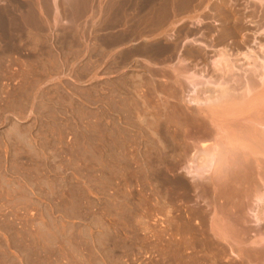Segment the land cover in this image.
<instances>
[{"label":"rangeland","instance_id":"374dc122","mask_svg":"<svg viewBox=\"0 0 264 264\" xmlns=\"http://www.w3.org/2000/svg\"><path fill=\"white\" fill-rule=\"evenodd\" d=\"M247 1L57 0L56 17L52 0H0V264H242L193 246L190 236L175 252L183 223L201 230L198 208L218 217L207 229L234 226L249 242L264 236V222L252 218V196L240 213L187 204L173 186L181 177L199 181L187 173L212 140L189 136L187 159L162 168L167 145L156 124L196 106L185 88L180 99L164 94L166 86L178 90L167 67L180 63L214 89L225 82L214 66L223 56L235 69L223 76L257 86L243 87L247 96L235 88L244 99L225 115L213 110L222 120L205 111L200 118L229 133L262 117L264 85L243 72L264 59V16Z\"/></svg>","mask_w":264,"mask_h":264},{"label":"bare ground","instance_id":"6f19581e","mask_svg":"<svg viewBox=\"0 0 264 264\" xmlns=\"http://www.w3.org/2000/svg\"><path fill=\"white\" fill-rule=\"evenodd\" d=\"M52 1H53V3L52 2L51 3L54 7L53 15H56L58 13L57 10L59 9V8L57 9V7H58L56 4L57 0H52ZM248 1L257 2L258 4L257 3H255V4H257L259 7L257 5H255V6L258 7V10L260 8V11H263V13H264V0H248ZM185 3L186 2H184V4ZM186 6H187V3H186ZM53 7L51 8V10H53ZM188 7H189V5L187 6V8ZM256 9L257 8H255V10ZM260 11H259V13H260ZM263 13H262V15L264 16ZM58 15H56V17ZM160 15H161V13H160ZM58 19H59V17H58ZM155 21L157 23L158 20H155ZM159 22H160V20H159ZM164 22H166V19ZM164 22L162 21V23H164ZM157 26H155V27H157ZM160 26H162V25H160ZM261 32L264 35V28L262 29ZM262 33H260V34H262ZM158 44H160V43H158ZM167 45L169 46L168 43H167ZM157 47H159V46H157ZM160 47H161V45H160ZM172 47H174V45ZM199 47H200V45H199ZM259 48H261V47H259ZM159 49H161V48H159ZM168 49H170V48H168ZM173 49L174 48H172V50ZM152 50H154V49H152ZM155 50L160 52V50H157L156 48H155ZM172 50L170 51L171 53H172ZM161 52L163 53L162 50H161ZM170 52L167 53L168 56H169ZM155 54L156 53H154V55ZM261 54H263V52ZM158 55H159V53H158ZM165 55L166 54H164V56ZM176 55L178 56V54H176ZM150 56H152V55H150ZM243 56H244L245 60H248V63L250 60H252L248 56H246L245 54ZM155 57H156V55H155ZM219 57H221V55ZM254 57L255 56L253 54V59H254ZM173 58H175L174 55H173ZM258 58H257V60H258ZM163 59L161 61H164V64H165V59L164 60ZM176 59H178V58H176ZM217 60H216L217 62H215V64L213 61L212 62L214 64V66L217 68L219 75H220V71H221V73L223 72V74H225V73L232 71L234 69V68L233 69L228 68L227 60L224 58V56L221 58H218ZM243 61H244V59H243ZM176 62H180V61L178 60ZM179 65H180V63H179ZM179 65L178 66L173 65V66L167 67V68H171V74L174 75V76L172 75L173 76L172 78L173 79L175 78L172 81V84L171 83L170 84L171 85L174 84L175 86H178V90L174 86L173 87L172 86H170V87L166 86L167 87L166 88L164 85L165 88L164 87L163 88L166 91V92L164 91V94L168 93L167 96L170 95L172 98L180 99L178 96L179 95L178 91L181 88L184 92V88H185V91L187 90L191 94H194L193 98H189L187 100V102L189 103V105L195 104L196 106L193 105L195 108L190 109L189 111H187L188 113H186V114L182 113L181 110L179 109L181 112V115L179 117H175V115L171 116L169 114L168 119L167 118L165 120L163 119L164 121L161 120L160 123L156 124L157 130H158L157 132H160V136L162 134V137H163L162 139L164 140V144L167 145L165 147V148H167V152L162 153L158 157V164L162 168H164L163 166L166 164L167 165L169 164V165L176 167L177 165L182 163V161L185 158L187 159V156H188L187 154H188L189 150L190 149L192 150V145L189 142L192 136L196 137L198 135L199 138L202 139V141L206 142L205 145L207 144L208 141L212 140V144H211V142H210L211 145L208 144L210 146L206 145L207 147L203 148L201 150V152L196 151L194 153V155L196 154V156L193 157V158H195L194 159L195 165H193V163H192V165H193V168L191 169L192 171L187 173L188 175L191 176V181L192 180L196 181V178H197V180L199 179V181L195 182L194 185H192L184 177H181L177 180L176 185L173 183L175 185V186H173L174 190L175 189H177L176 191L180 190V193L182 191V196L184 197V200L187 199V201H185V202H187V204H189L188 200H190V201L197 203L200 206L204 207V205L206 206V204L208 202H210V204H212V205L218 204L219 205L218 208L221 210L223 209L221 207L226 205V207L228 206L227 209H229L231 212L233 210L234 211L236 210L237 213H238V211H239V213L242 212L245 209V207L248 206V205L246 206V201L248 199H250L249 197L252 196L253 198L256 199V200L253 199L255 201V204H254V209L252 211H255V214L252 215L253 216L252 218L254 219L255 223L256 222L257 223L264 222V167L262 166V165H264V162L261 163L262 162L261 161L260 162L261 164L257 163L259 161V159L260 160L263 159V161H264V128H263L264 127V118H263L264 114H262V117H259L258 116L259 113H258V114H256L257 116L254 115V117H256L254 119H251L253 117L252 115L249 116L251 120L248 121V119H249L248 118L247 122L244 121V123L241 126H240L241 123L238 124L239 126L237 125L238 127L236 128V130L234 131V129H233V131H232L230 129L231 132H229V133L227 130L226 131L221 130V129H223L222 127L225 124L220 127L221 131L219 130V131H217V133L213 132L212 131L213 129L212 128L210 129L209 126L207 125V123L205 122L206 120L203 121L205 118H203V120H202V118H200V117H202V116H200V114L203 111L208 113V115L210 116V119L216 113V112H213V110H215V111L220 110V112H223L222 115L227 114V112H229L231 109H233L234 106L240 105L237 103H240L239 99L243 98L242 95H243L244 91H245V94L249 93V90L246 92V89H245L247 87L246 85H248V83H250L248 85V88L251 87V89H252L253 88L252 86H255L256 84H254L253 82H248L249 80L248 81L246 80L247 81L246 85L241 86L242 88L245 87V88H243L244 89L243 92L241 94H236V93H234L235 92L234 89L238 88V86L241 85L240 81H238L239 79L237 80L239 82L238 83V82H236V79H237L236 77L234 79V76H233V77H231L232 79L230 80L231 75L226 78L225 77L226 74L224 76L222 74L220 76V79L222 77H223V79L225 78L224 80H222V81H225L224 85H222L223 83H221V85L217 84L218 85L217 88L215 85H212L214 89L215 88L217 89V90H214V89H211V87H209L207 81L203 82L200 80L201 78H198V76L194 77L191 74L192 72L189 73V76H188L185 69H183V67L179 66ZM164 66L166 67L167 65H164ZM157 67L159 69L164 68V67H159V66H157ZM247 70H248V72L247 73L243 72V74H247V77H248V74H249V76H250V74L252 76L256 75V77L258 78L259 86H260V84L264 85V59H262V60L259 59V61L256 62V58H255L252 62V65L251 66L248 65ZM225 71H227V72H225ZM164 74L165 73L162 72V74H160V75L164 76ZM165 76H167V79H168L169 75H167V73ZM179 77L183 78L182 79L183 81L181 80V78L179 79ZM160 79H163V78L160 77ZM184 79H185V81H184ZM227 79H228V81H230V82L232 81V82L231 83L226 82ZM233 79H234V81H233ZM202 80H204V79H202ZM182 82L185 84H182ZM167 83H168V81H167ZM228 83L230 85L233 83V85L230 86V85H228ZM159 86L162 87L163 85H159ZM255 88H254V90H255ZM239 89H237V90H239ZM180 92H181V90H180ZM199 93H201L203 95L204 100H202V101H200L201 99L199 100V98H198ZM207 93H209V94H207ZM246 96H247V94H246ZM241 101H242V99H241ZM263 103H260L259 105L262 104V106H263ZM164 105L162 104V106H164ZM256 107H255V109H256ZM164 108L166 109L165 106H164ZM216 108H218V109H216ZM263 109H264V107L262 108V111H263ZM172 111H173V109H172ZM247 111L249 112V110H247ZM257 112H260V111H257ZM170 113H172V112H170ZM245 113H247L246 110H245ZM261 113L262 112H260V114ZM177 114L179 115V113H177ZM159 115L160 114H158V116ZM208 115H206V116H208ZM239 115H240V113H239ZM213 117H214L213 118L214 120H216V119L218 120L220 118V115L213 116ZM241 117L243 118L245 116L241 115ZM228 118H230V117H228ZM220 120H222V119L220 118ZM220 120H218V121H220ZM158 121H160V120H158ZM214 123H216V122H214ZM237 123L238 122H236V124ZM231 124L234 125L233 123H231ZM231 127H233V126H231ZM218 134H220V135H218ZM189 136H191V137L189 138ZM163 140H161V141H163ZM154 159H155V157H154ZM251 161L256 164V166H254L256 168L252 167V165L250 163ZM205 173H208L209 177L206 176L207 178H203V175H205ZM200 179H202V180H200ZM173 187H172V190H173ZM259 187L262 189V191H259ZM172 190H171V192H172ZM173 193H175V191H173ZM178 193H179V191H178ZM206 208H207V206H206ZM229 210H227V211L229 212ZM194 213H196L197 217H199V219L201 220L202 228H201V230H198V229L192 227V225L191 226L187 225V221L185 222L186 224L183 223V227H184V229H182L183 238L180 240V242H177L175 244V246H176L175 252L180 253L182 251L184 244L185 245L188 244V243H185L186 241H189L186 239L188 238V236H190V238H188V239H190L192 241V245L195 247H198L201 250H205V252L206 251L207 252L215 251L216 254L219 253V255H221V257L222 256H224V257L225 256H233L238 260L235 263L241 262L242 264H263L264 250H261L262 248L261 249L255 248V250L249 248L250 246H257V247L262 246L263 247L264 246V236L263 235H262L263 237L261 236L260 238L257 237L258 235H252V237H254L255 239H253L251 242H249L245 239V237H242L243 231L240 233V230L239 229L237 230L236 227H235L236 231H233V230H235L234 228H232L234 226H230L231 228L229 226H227L231 230L227 227H224V226H221V227L218 226L217 231L214 230V228H213V230L216 232V233H214V231L209 229L213 226H211L207 229L206 225H207V223H209L208 221H211V225H212V223H214L216 219L218 220V217L216 216V214H215L216 217L215 216L209 217L208 216L209 214L206 211V209L200 211L199 208L196 211L194 210ZM233 213H235V212H233ZM218 214H219V212H218ZM221 214H223V213H221ZM227 220H229V219H227ZM227 223H229V222H227ZM218 224H219V222H218ZM215 225H216V223H215ZM230 225H231V223H230ZM237 225H238V223H237ZM263 225H264V223H263ZM247 242H249V243H247ZM258 242L260 243L259 245H257ZM239 246H242L241 248H243V249H240ZM247 246H249V247H247ZM196 259L197 258L192 259V260L194 261ZM200 259H202V258L199 257V261H202ZM197 262L198 261H196L195 263H197ZM238 264H240V263H238Z\"/></svg>","mask_w":264,"mask_h":264},{"label":"crops","instance_id":"0c3cea01","mask_svg":"<svg viewBox=\"0 0 264 264\" xmlns=\"http://www.w3.org/2000/svg\"><path fill=\"white\" fill-rule=\"evenodd\" d=\"M53 7V6H52ZM54 13V7H53V10H52V14ZM68 24L70 25V23L68 22Z\"/></svg>","mask_w":264,"mask_h":264}]
</instances>
